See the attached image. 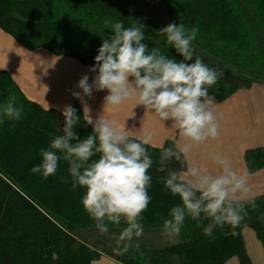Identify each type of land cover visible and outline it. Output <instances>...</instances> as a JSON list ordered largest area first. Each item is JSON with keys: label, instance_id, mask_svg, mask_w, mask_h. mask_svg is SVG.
Returning <instances> with one entry per match:
<instances>
[{"label": "trees", "instance_id": "16d2710c", "mask_svg": "<svg viewBox=\"0 0 264 264\" xmlns=\"http://www.w3.org/2000/svg\"><path fill=\"white\" fill-rule=\"evenodd\" d=\"M247 2L264 22V0ZM105 20H122L125 26L134 20L143 23L148 46L158 47L176 59L180 57L156 31L172 21L189 29L199 26L195 42L200 43V36L207 54L196 50L195 54L220 70L217 83L209 89V95L218 100H225L254 82H264L242 79L222 63V56L230 48L231 53L243 52L252 48L254 42L233 0H0V28L20 45L30 51L43 48L58 56L72 57L84 65L94 64L101 36L107 39L112 35ZM11 98L23 111L21 119L5 118L0 123V264H92L102 256L121 264H145L143 258L138 260L115 250L94 257L97 251L90 243L103 242L105 235L98 233L80 204L83 189L74 190L70 181L65 182L67 163L59 162L57 173L47 179L30 173L41 160L40 149L48 146L53 134L59 133L62 113L28 100L12 77L0 71V103ZM74 108L81 114L76 131L84 136L91 132V126L83 127V109L79 105ZM172 143L168 141L164 146ZM147 147L154 161L149 169L152 183L148 192L152 199L142 214V223L158 228L180 200L164 189L166 172L159 170L160 148ZM262 153L261 149L248 151L246 159L251 169L255 161H260L259 168L263 167ZM165 167L178 169L182 165L171 160ZM245 213L239 224L217 229L214 237L203 234L201 225L186 218L179 233L180 242L168 246L161 257L146 261L223 264L238 257L240 264H252L242 232L244 227L253 229L264 247V195L247 200ZM114 227L123 228L124 222L110 224L109 231ZM79 229H90L91 240L83 237Z\"/></svg>", "mask_w": 264, "mask_h": 264}, {"label": "clouds", "instance_id": "9594fccd", "mask_svg": "<svg viewBox=\"0 0 264 264\" xmlns=\"http://www.w3.org/2000/svg\"><path fill=\"white\" fill-rule=\"evenodd\" d=\"M112 35L104 39L94 57L89 72L83 75L72 96L81 101L83 127L91 132L77 133L81 114L66 105L62 110L63 122L59 133L53 134L47 147L41 148V160L30 173L47 179L55 175L59 162L67 163L68 180L72 189H83L80 199L84 211L93 220L99 234H108L111 225L124 227L113 234L127 252L136 238L144 232L142 214L151 196L153 157L148 145L153 143V133L144 131L137 135L135 126L119 125L107 118L105 108H116L129 101L142 106L144 112L155 116L161 123L171 126L176 139L170 146H160V171L164 176V189L180 202L172 206L162 222L165 237L179 235L186 218L202 226L206 236L214 237L217 229L239 224L245 213L246 201L242 194L248 191L245 172L238 171L232 160L219 152H210L207 165L189 163L188 158L197 145L205 144L218 136L214 98L209 89L221 75L216 67L195 54V28L172 22L156 31L162 36L176 56L163 54L158 47H149L145 38V25L134 20L125 26L122 20H105ZM107 90L103 97V110L93 117L84 98L94 91ZM22 106L0 103V123L5 118L19 120ZM81 126V125H80ZM175 160L182 167L166 169L168 161ZM64 180V177H61ZM207 221V223H204Z\"/></svg>", "mask_w": 264, "mask_h": 264}, {"label": "crops", "instance_id": "0c3cea01", "mask_svg": "<svg viewBox=\"0 0 264 264\" xmlns=\"http://www.w3.org/2000/svg\"><path fill=\"white\" fill-rule=\"evenodd\" d=\"M91 66L43 48L27 50L0 28V71L12 77L28 100L46 110L55 109L62 113L66 105H79L83 109L81 101L74 98L72 92L80 91L76 85L83 75L88 74L91 82L94 76L89 72ZM106 94L107 90L94 91L90 98H84L93 117L103 110V97ZM213 98L218 136L195 146L189 155V163L207 165L212 169L208 154H224L238 171L246 173L248 191L242 194L244 201L264 195V167L251 172L246 159L248 151L261 149V161H264V82H254L240 88L225 100ZM134 105V101H129L115 110L105 108L103 114L121 126L141 127L134 130L137 135L151 131L153 143L148 145L150 147L160 148L162 144L176 139L175 130L167 122L166 125L161 123L155 116L145 113L142 106ZM242 233L252 264H264V248L257 234L248 227ZM92 264L121 263L112 257L102 256ZM225 264H240V260L233 257Z\"/></svg>", "mask_w": 264, "mask_h": 264}, {"label": "rangeland", "instance_id": "374dc122", "mask_svg": "<svg viewBox=\"0 0 264 264\" xmlns=\"http://www.w3.org/2000/svg\"><path fill=\"white\" fill-rule=\"evenodd\" d=\"M233 1L237 9L240 11V14L243 16V19L247 24L248 29L250 30V33L254 40L253 42L254 46L252 45V48H249L248 50H245L243 52H241L242 51L241 50L235 53H231V48H230L229 53L225 54L224 57L222 56V59L224 60L222 63H224L225 66L230 69V71L240 76L242 79H246L249 81H251L252 79L264 81V22H262L260 20V17H258V14L255 13L254 8L250 4V2H247V0H233ZM57 6L61 8V5L58 2H57ZM195 29L197 30V34H198V30L200 29V27L197 26ZM199 39H200V43H198L197 41L193 42L195 50L201 52L202 54L204 53L207 54L206 48L204 46V42L200 38V36ZM254 164L255 166L252 167V169L249 166L251 172H255L260 169L259 168L260 161H255ZM79 230L80 231L78 232H81L83 234V237H85L86 239L87 238L90 239L91 237L89 234V232H91L90 229H87L84 232L81 229ZM121 230H122L121 227H114L112 228V230L109 231L108 234H104L105 237L103 238L104 239L103 242L96 244L90 243L91 245H93L94 248H96L97 251L94 257L108 255L109 252L106 250L111 251L117 248H122L123 244H117L116 238L113 235V234H118ZM136 239L140 245L139 249L137 250L135 248L136 241H134L132 247H130L127 252H123V253L128 256H135L138 260H140V258H143L144 263L146 262L145 264L147 263L149 264V262H147L149 258L161 257L168 246L170 247L180 242L179 235L172 237H165L162 234V227L155 228L146 225H144L143 234ZM92 242H95L93 238H92ZM56 257L57 255L55 254L54 258Z\"/></svg>", "mask_w": 264, "mask_h": 264}]
</instances>
